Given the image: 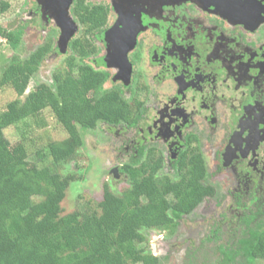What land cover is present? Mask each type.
<instances>
[{
    "label": "trees",
    "instance_id": "16d2710c",
    "mask_svg": "<svg viewBox=\"0 0 264 264\" xmlns=\"http://www.w3.org/2000/svg\"><path fill=\"white\" fill-rule=\"evenodd\" d=\"M8 8L9 2L0 0V15ZM71 13L80 36L68 41L66 67L53 71L50 85L40 82L20 99L41 62L56 52L49 42L37 45L23 59L13 55L0 72V89L9 86L17 95L0 107V264H158V257L146 251L144 231L169 230L216 190L206 182L197 154L191 155L190 163L184 156L174 161L177 178L172 179L147 171L151 158L141 160L145 151L141 145L119 169L128 188L115 194L104 184L95 205L62 213L67 186L82 170L61 174L57 167L75 159L83 145L79 129H92L98 123L130 126L136 121L121 89L104 87L107 71L85 60L95 53V46L93 33L84 31L100 29L107 20L106 11L74 0ZM20 33L19 28L0 26V37L11 48H16ZM45 108L67 136L37 150V163L27 167L25 146L21 144L24 154L17 158L3 129L37 117ZM258 214H244L223 227L204 225L199 243L214 244V251L220 252L216 264L264 259V213Z\"/></svg>",
    "mask_w": 264,
    "mask_h": 264
},
{
    "label": "flooded vegetation",
    "instance_id": "af4514ba",
    "mask_svg": "<svg viewBox=\"0 0 264 264\" xmlns=\"http://www.w3.org/2000/svg\"><path fill=\"white\" fill-rule=\"evenodd\" d=\"M129 2L133 7L92 2L106 11L107 20L100 29L84 31L97 42L85 60L107 71L104 84L120 88L124 97L130 89L121 84L130 88L133 80L158 88L150 89L153 105L137 103L134 125L107 127L119 128L117 135L134 130L130 156L141 145L142 156L147 151L151 160L159 151L172 179L174 161L201 157L206 182L216 190L201 201L213 203L214 216L205 225L223 227L244 214L264 213V0ZM34 5L35 17L55 21L53 11L41 15L42 5ZM122 165L111 169L114 179L125 180ZM202 245L203 255L216 264L220 252L211 242ZM194 250L188 249L195 255Z\"/></svg>",
    "mask_w": 264,
    "mask_h": 264
},
{
    "label": "rangeland",
    "instance_id": "374dc122",
    "mask_svg": "<svg viewBox=\"0 0 264 264\" xmlns=\"http://www.w3.org/2000/svg\"><path fill=\"white\" fill-rule=\"evenodd\" d=\"M7 1L9 2V8L0 15V26L8 30L19 28L21 29V33L16 48H11L6 39L0 37V72L13 55H17L23 59L37 45L43 42H49L56 50L53 54H48L41 62L38 70L31 77L24 94L20 96V99H23L25 94L36 84L40 82L51 84V74L53 71L55 72L66 67V57L70 54V50L61 51L59 49L58 29L51 17L48 22L35 17L37 15L35 10L37 7L34 5L36 1L42 7L44 6L39 9L41 15L44 14L45 9L54 11L55 8L52 2L49 3L47 2L48 0ZM88 1L91 3H104L113 7L114 3H116V5L123 8L125 6H127L126 8H130V6L133 7L134 5L129 2L130 0ZM44 2L45 5H43ZM124 2L127 5H124ZM126 10L130 13L128 9ZM75 24L79 27L77 22ZM78 36H80L79 33H73L71 37ZM93 42L94 45H97L96 40H93ZM145 80L147 81V78ZM121 85L124 89H130L129 93H127L128 91L126 92L125 98L132 111L137 113V103L141 99L144 100V103L150 106L153 105L149 93L151 90H157V86H143L141 79L133 80L130 88L127 87L126 83ZM104 87L108 89L112 88L109 82L104 84ZM16 97L17 95L9 86L3 87L0 89V107H3L9 100ZM118 129L117 127L109 129L103 123H98L92 129H79L83 145L78 148L75 159L62 163L57 167L61 174L73 173L78 167L82 170L79 174L75 175V179L70 181L67 186L65 195L61 201L63 214L85 209L88 204L95 205L102 198L104 184L115 194H120L128 188L127 181L114 179L111 176V169L114 166L119 167L128 161L129 156L132 154L131 152H133V149L128 146V141L131 138H135L137 134H135L134 130L128 129L127 134L123 132L117 135L115 131H118ZM3 133L9 140V147L17 158L24 154L21 144L25 146L26 159L24 160V164L27 167L31 163H37V150L42 149L48 142H61L67 136L65 130L57 122L49 108L43 109L37 117L26 118L4 128ZM158 153L159 151H155L152 155V160H147L149 161L147 171L160 176L164 172L167 174L168 171L166 168L162 169L164 165ZM145 159H150L147 151L141 158L142 161ZM212 205L211 200H204L193 211L190 217L184 218L182 224L175 225L174 227L171 226L169 230H145L146 251H150L158 257V264H212L214 258L211 257L209 259L203 255V245L199 243L203 235V226L206 222L211 221L214 216ZM193 248L196 249L194 250L195 255H193V252L188 251V249ZM252 264H264V259L257 258Z\"/></svg>",
    "mask_w": 264,
    "mask_h": 264
},
{
    "label": "water",
    "instance_id": "95a60500",
    "mask_svg": "<svg viewBox=\"0 0 264 264\" xmlns=\"http://www.w3.org/2000/svg\"><path fill=\"white\" fill-rule=\"evenodd\" d=\"M54 2L55 23L59 27L58 47L61 51L66 50V45L75 31L78 29L69 14L71 0H52ZM57 3V4H55ZM52 6V5H50ZM115 171V169H114Z\"/></svg>",
    "mask_w": 264,
    "mask_h": 264
}]
</instances>
